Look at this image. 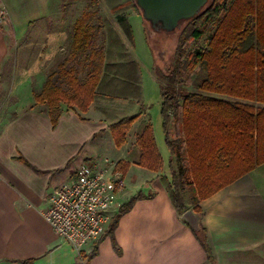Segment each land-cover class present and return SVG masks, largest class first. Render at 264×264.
<instances>
[{
	"label": "trees",
	"instance_id": "obj_1",
	"mask_svg": "<svg viewBox=\"0 0 264 264\" xmlns=\"http://www.w3.org/2000/svg\"><path fill=\"white\" fill-rule=\"evenodd\" d=\"M104 2L133 46L132 27L124 13L133 10L141 15L135 0ZM177 29L173 67L157 72L165 82L160 86V114L169 149V175H160V180L182 214L189 207L200 212L202 199L264 163V0H208L199 14ZM72 30L68 55L33 92L34 103L46 106L55 128L62 104L83 120L79 113L86 112L96 98L117 102L102 108L101 114L114 144L121 147L141 116L129 112L134 102L141 101L139 63L112 24L101 17L97 0H86ZM210 30L205 48L187 51L192 41ZM188 86L194 90H179ZM107 128H100L92 138ZM16 158L31 166L22 156ZM131 163L151 171L163 167L149 117L140 119L135 144L114 165L121 174L119 181ZM142 197L150 195L138 191L120 205V212ZM116 221L117 216L112 226ZM192 230L213 261L204 229ZM95 253L96 247L87 260Z\"/></svg>",
	"mask_w": 264,
	"mask_h": 264
},
{
	"label": "crops",
	"instance_id": "obj_2",
	"mask_svg": "<svg viewBox=\"0 0 264 264\" xmlns=\"http://www.w3.org/2000/svg\"><path fill=\"white\" fill-rule=\"evenodd\" d=\"M54 1L0 0V8L6 10V17L0 21V67L13 36L22 35L31 21L50 13ZM91 105L79 113L82 120L62 104L55 128L47 111L31 109L1 129L0 264L77 261L76 250L55 234L42 211L49 196L75 177L80 164L94 163L87 159L95 149L96 137H92L100 128H107V123L102 115L89 114ZM40 122H47V130L41 131ZM127 153L125 150L117 159ZM19 156L31 166L18 160ZM163 169L164 162L159 171L131 163L118 190L121 174L115 166L110 169L117 201L101 239L81 251L86 264H264V163L202 199L200 212L189 207L198 215L213 261L190 223L173 206L159 179ZM138 191L150 197L139 198L130 209L120 212V205ZM115 216L117 221L112 226ZM95 247L96 253L87 260Z\"/></svg>",
	"mask_w": 264,
	"mask_h": 264
},
{
	"label": "rangeland",
	"instance_id": "obj_3",
	"mask_svg": "<svg viewBox=\"0 0 264 264\" xmlns=\"http://www.w3.org/2000/svg\"><path fill=\"white\" fill-rule=\"evenodd\" d=\"M85 4L86 0L54 1L50 13L31 21L22 35L13 36L12 43L9 45L6 57L1 62L0 67V131L8 121L28 110L47 111L45 105L34 103L32 94L40 89L41 83L49 70L59 60L68 55L72 41L73 23ZM97 5L101 17L112 24L127 45L133 58L139 63L142 88L141 101L140 103L134 102L129 112L133 114L143 109V111L141 110L143 116L134 122L127 131L124 146L117 147L113 143L109 129L104 134H97L93 143L95 145L93 155L87 157V159L94 160V163L97 164H104L107 161L108 166L113 167L117 160L123 156L124 151H129L135 144V131L140 119L149 117L156 145L163 157L164 169L161 174L169 175V149L165 143L160 114V86L164 85L165 82L158 75L157 70L166 72L173 67L179 30L176 29L168 33L154 31L142 15L129 10L124 13V16L128 18L132 27L134 42L132 46L119 25L118 17L110 12L104 0H97ZM210 33L211 30L199 41H192L187 51L195 52L205 48ZM185 70V74H188V65ZM79 72L81 76L84 75L80 67ZM189 75L192 76V74ZM179 90L184 92L194 90V87L188 86ZM116 103L96 98L92 102L89 114L98 117L99 114L102 115V108L106 106L114 107ZM124 105H127V103H124ZM47 126V122H40L41 131L45 128L47 130ZM133 173L135 172L131 174L133 175ZM118 177L119 174L116 175L117 179ZM129 181L130 177L127 178V183ZM117 185V190L121 189L123 187L122 181H117Z\"/></svg>",
	"mask_w": 264,
	"mask_h": 264
},
{
	"label": "built area",
	"instance_id": "obj_4",
	"mask_svg": "<svg viewBox=\"0 0 264 264\" xmlns=\"http://www.w3.org/2000/svg\"><path fill=\"white\" fill-rule=\"evenodd\" d=\"M6 10L0 8V21ZM80 164L75 177L59 186L42 211L44 219L59 237L69 242L78 254L73 264H86L83 247L99 239L110 221L115 191L109 175L112 166Z\"/></svg>",
	"mask_w": 264,
	"mask_h": 264
},
{
	"label": "water",
	"instance_id": "obj_5",
	"mask_svg": "<svg viewBox=\"0 0 264 264\" xmlns=\"http://www.w3.org/2000/svg\"><path fill=\"white\" fill-rule=\"evenodd\" d=\"M141 15L154 31L173 32L180 24L195 17L208 0H135ZM193 229L199 230L198 215L188 208L182 213Z\"/></svg>",
	"mask_w": 264,
	"mask_h": 264
}]
</instances>
